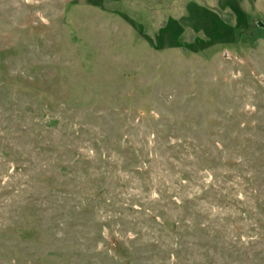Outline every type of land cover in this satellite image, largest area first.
Instances as JSON below:
<instances>
[{
  "label": "rangeland",
  "instance_id": "obj_1",
  "mask_svg": "<svg viewBox=\"0 0 264 264\" xmlns=\"http://www.w3.org/2000/svg\"><path fill=\"white\" fill-rule=\"evenodd\" d=\"M0 264H264V0H0Z\"/></svg>",
  "mask_w": 264,
  "mask_h": 264
}]
</instances>
